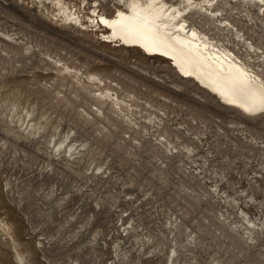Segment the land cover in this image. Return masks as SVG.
<instances>
[{
  "label": "rangeland",
  "instance_id": "374dc122",
  "mask_svg": "<svg viewBox=\"0 0 264 264\" xmlns=\"http://www.w3.org/2000/svg\"><path fill=\"white\" fill-rule=\"evenodd\" d=\"M64 2L83 25L56 0H0V264H264V111L238 119L100 40L88 16L117 0ZM229 3L264 61V5ZM100 89L120 109L95 110Z\"/></svg>",
  "mask_w": 264,
  "mask_h": 264
},
{
  "label": "bare ground",
  "instance_id": "6f19581e",
  "mask_svg": "<svg viewBox=\"0 0 264 264\" xmlns=\"http://www.w3.org/2000/svg\"><path fill=\"white\" fill-rule=\"evenodd\" d=\"M64 1L56 0L58 15L64 20L82 24L79 13L71 10ZM229 1L117 0L118 5L111 13L92 8L89 23L85 26H104L100 40L105 43L132 46L145 55L167 61L169 72L176 73L182 80L194 81L197 90L216 96L221 104L236 110L234 112H238L240 119L241 116L259 115L264 111V61L261 63L255 58L261 42H253V33L249 32L252 27L233 16ZM241 1L245 5H264V0ZM245 15L251 19L249 11ZM232 32L238 39L237 45L228 38ZM239 44L246 46L245 49ZM247 48H253L256 53H248ZM154 83L156 87L175 93L183 90L181 87L173 89L159 81ZM111 86L114 83L108 81L107 87ZM93 97L97 101L94 109L100 112L106 109L107 98L111 100L110 109L112 104L119 105L120 101L116 92L112 95L101 90Z\"/></svg>",
  "mask_w": 264,
  "mask_h": 264
}]
</instances>
